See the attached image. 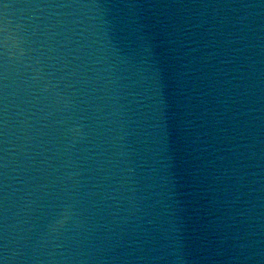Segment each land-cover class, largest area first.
<instances>
[{
  "label": "water",
  "instance_id": "1",
  "mask_svg": "<svg viewBox=\"0 0 264 264\" xmlns=\"http://www.w3.org/2000/svg\"><path fill=\"white\" fill-rule=\"evenodd\" d=\"M264 0H0V264H194Z\"/></svg>",
  "mask_w": 264,
  "mask_h": 264
}]
</instances>
